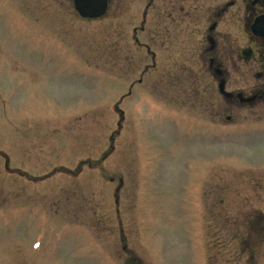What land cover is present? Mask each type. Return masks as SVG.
Returning a JSON list of instances; mask_svg holds the SVG:
<instances>
[{
	"label": "rangeland",
	"instance_id": "rangeland-1",
	"mask_svg": "<svg viewBox=\"0 0 264 264\" xmlns=\"http://www.w3.org/2000/svg\"><path fill=\"white\" fill-rule=\"evenodd\" d=\"M144 6L0 0V264H264V118L148 79Z\"/></svg>",
	"mask_w": 264,
	"mask_h": 264
},
{
	"label": "flooded vegetation",
	"instance_id": "flooded-vegetation-1",
	"mask_svg": "<svg viewBox=\"0 0 264 264\" xmlns=\"http://www.w3.org/2000/svg\"><path fill=\"white\" fill-rule=\"evenodd\" d=\"M140 1L148 79L174 91L193 65L198 105L210 113L217 98L224 103L225 113L213 114L221 128L262 121L264 0H162L159 12L154 0Z\"/></svg>",
	"mask_w": 264,
	"mask_h": 264
},
{
	"label": "water",
	"instance_id": "water-1",
	"mask_svg": "<svg viewBox=\"0 0 264 264\" xmlns=\"http://www.w3.org/2000/svg\"><path fill=\"white\" fill-rule=\"evenodd\" d=\"M73 8L84 20H96L103 17L107 11V0H73ZM257 22L252 28L255 31Z\"/></svg>",
	"mask_w": 264,
	"mask_h": 264
}]
</instances>
